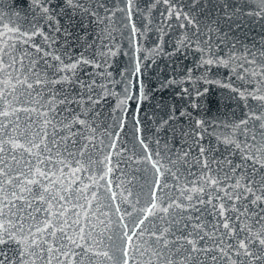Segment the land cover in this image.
<instances>
[{
	"label": "snow or ice",
	"instance_id": "obj_1",
	"mask_svg": "<svg viewBox=\"0 0 264 264\" xmlns=\"http://www.w3.org/2000/svg\"><path fill=\"white\" fill-rule=\"evenodd\" d=\"M23 4V14L16 0L9 6L13 12L0 7V29L6 16L15 17L8 28L26 41L22 56L41 86H51L56 113L63 107L70 114L63 117L67 128H79L74 135H82L101 117H112L113 127L121 125L122 131L131 124L140 141L154 142L187 170L180 236L169 241L184 254L172 264H264V35L247 41L256 26L264 33V0ZM169 35L170 51L164 47ZM162 58L172 62L168 77ZM181 59L183 75L176 64ZM213 69L226 70L227 80L210 79ZM201 82L228 89L229 99L242 105L240 118L206 120L211 107L202 101L209 89L201 91ZM173 87L182 104L152 103ZM6 246L0 240V264H36L31 248L39 245L18 248L15 257Z\"/></svg>",
	"mask_w": 264,
	"mask_h": 264
},
{
	"label": "water",
	"instance_id": "obj_2",
	"mask_svg": "<svg viewBox=\"0 0 264 264\" xmlns=\"http://www.w3.org/2000/svg\"><path fill=\"white\" fill-rule=\"evenodd\" d=\"M11 4L12 0H0L6 14L15 11ZM16 5L21 14L27 10L23 0H16ZM9 20L15 17L6 16L0 29V240L7 241L4 251L15 257L18 248L27 251L39 245L31 248L36 264H172L178 260L184 252L176 251L178 245L169 241L180 236L177 221L189 195L184 191L187 170L154 142L140 141L131 124L122 131L121 125L113 127L112 117H101L94 130L74 135L81 130L67 128L63 117L70 114L63 107L56 113L57 101L48 94L51 86L44 89L32 73L29 58L22 56L26 41L15 27L8 28ZM260 35L264 33L259 26L254 27L248 43ZM171 39L172 35L165 37L168 51ZM176 64L183 75L185 62L181 59ZM160 67L165 68V77L171 75V61L162 58ZM209 78L226 81V70L213 69ZM185 86L192 87H181ZM197 87L209 89L202 101L205 109L211 107L206 120H230L233 114L240 118L242 105L229 99L228 89L203 82ZM177 91L169 88L152 103L162 99L180 105ZM145 111H149L147 105Z\"/></svg>",
	"mask_w": 264,
	"mask_h": 264
}]
</instances>
